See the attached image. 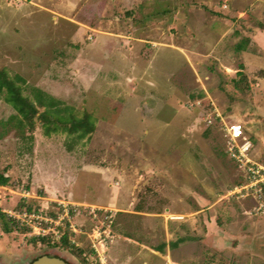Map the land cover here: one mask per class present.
<instances>
[{
	"label": "rangeland",
	"instance_id": "rangeland-1",
	"mask_svg": "<svg viewBox=\"0 0 264 264\" xmlns=\"http://www.w3.org/2000/svg\"><path fill=\"white\" fill-rule=\"evenodd\" d=\"M145 1L0 0V175L7 177L0 210L15 226L0 237L1 252L27 255L26 263L49 253L86 264V213L73 217L83 231L72 234L76 244L68 242L66 224L65 236H37L9 213L57 200L109 205L115 192L125 197L124 207L134 197L143 208L164 213L172 204L179 212V203L163 193L192 206L195 190L197 256L211 264H264V216L253 213L247 199L226 195L241 178L219 128L222 121L243 125L251 156L264 162V74L252 71L239 83L235 72L240 59L248 69L264 68L263 56L239 57L235 48L242 21L264 28L256 17L264 0H153L154 8L170 13L174 6L182 17L162 20L146 19ZM220 3L253 13L211 37L199 27L210 19H198L199 12ZM242 42L257 51L253 40ZM33 88L76 116L90 114L93 131L77 140L44 135L42 109L33 113L24 98L31 99ZM214 111L218 124H206ZM210 217L215 227L208 233ZM155 221L159 233L162 223ZM168 221L169 231L177 223L189 229L185 220Z\"/></svg>",
	"mask_w": 264,
	"mask_h": 264
},
{
	"label": "crops",
	"instance_id": "crops-1",
	"mask_svg": "<svg viewBox=\"0 0 264 264\" xmlns=\"http://www.w3.org/2000/svg\"><path fill=\"white\" fill-rule=\"evenodd\" d=\"M145 6H146V11H147L145 15L146 19H161L162 20V19H165L167 15H170L169 19H182V17L178 15L179 9L177 7L175 8L173 6V9H171L172 11L169 13L168 12L169 8L167 6H166L167 9H162V10L154 8L153 0L151 1L146 0ZM157 12H160V14H157ZM247 12H251V11L245 8H238L236 6H234L233 8L231 7L230 9L228 8L227 3H220V7L210 9L208 10V12L206 10L204 11L202 10L199 12L198 19H210L208 26H206L205 23L203 22L202 24L204 25L201 24L199 25V27L203 29L205 32H208V34L211 37L213 35L221 36L222 34H225L226 32H228V28L232 26L233 22L236 19L246 16ZM236 14H238L237 17H236ZM181 16H184V14ZM258 16H256L258 19H264V12L262 11V14L258 13ZM244 19H248V17H244ZM242 23L244 25L246 24V27H243V26L240 27V31L242 34V35L240 34V37L242 38L240 42L243 41L244 37L246 39L253 40L257 51L253 52L249 50L248 46H245L244 50L241 49L239 51L236 48L237 46H235L236 50L239 52V57H242L244 54H248V55L251 54V56H254V57L256 56L264 57V28L261 29L260 28L261 26L257 24V27L253 28L254 27L253 26L250 29V25H247L246 21L244 22L242 21ZM150 25H152V23ZM221 25H223L225 28H223V26ZM160 44L165 45L164 43H160ZM240 63L241 64L238 65V67L235 69L236 74L237 72H240L239 74L242 73L245 75L255 70H258L257 72H261L262 74H264V68L248 69L241 59H240ZM217 117L221 119L220 115L216 116L215 118L216 121H217ZM216 121H214L213 123L217 125L218 123ZM225 123L229 124V123H238V122H225ZM221 125L219 128L222 132ZM241 126L243 128V133H245L243 125ZM50 134H47V136ZM44 135L46 134L44 133ZM223 149L225 150L224 147ZM250 150H251V142H250V148H249L248 154L251 157V159L258 161V159H255L253 156H251ZM227 158L230 159L228 156ZM231 163L234 169L237 171L238 175L240 176L241 179L239 183H241L243 181V176L241 172L237 169V167L235 166L232 160H231ZM112 184L113 186L114 185L116 186L119 183L115 181L114 183H111V185ZM127 189L128 188H123L122 190H124V192L127 194ZM163 194L164 196L168 197L169 200H173V201L175 200L176 201L175 204L179 203L178 205L180 206L181 210L179 212L172 211V207H171L172 204H166L164 206V211H165L164 213H160L154 210H149L147 206L143 208L141 207L139 203L134 201L136 200L134 199V197L130 198V201H129L130 203L128 205L129 207H124L121 204L124 203L125 197L124 198L121 197V195L117 192L114 193L113 202L109 203V205H102V204L100 205V204H95L89 201L81 202V201L70 200L69 202L74 203V204H87V205L101 207L103 209H106V212L111 215V222L109 224V227H110L113 237L111 241L106 245V247L101 248L97 246L99 250L104 251L103 256L108 264H211L212 261H206V259H203L202 256L200 257V256H197L196 254V233H195L196 231H194L196 229L193 223V221L195 220L194 216L196 214L195 190H192L191 192V196L194 199V203L192 206L191 204L184 203L183 200L180 201L178 198H175L174 193L170 192L169 190H166V192ZM177 200L179 201L177 202ZM245 200L250 204V207H252V205L254 204L253 199L247 197L245 198ZM57 201H60V200H57ZM57 201H55V203L54 202L49 203L48 201L43 205L41 204L40 208L27 207V210L42 208V209H45L49 215H54L56 212H58ZM115 202L116 204H118L119 208H115V207L112 208L111 205L115 204ZM72 212L70 213L71 223H73L74 216L76 218L78 217L77 216L78 214H82V215L84 214V211L81 210V208L79 211H74L75 214H73ZM256 214H258L259 216H264V212L256 213ZM162 215H164V217ZM112 216H113V222H112ZM156 218L160 219V222L162 223L159 233H158L157 227L154 225V222H156L155 221ZM168 218L169 220H171L172 218H178L181 220H185V222L189 225V229H187L188 227H182L181 223L179 224L177 223V221H174L178 224V227L177 229H175V231H169L168 227L166 226V224L169 222ZM89 220H90L89 222L91 223L90 217H89ZM130 222H132V225H131L132 230L129 228L130 225L128 223ZM205 227L208 228V233H211V230L215 227L214 219L210 217V221L209 222L206 221ZM69 232L70 234H68L66 238L69 240L68 242L71 243L70 240H74V238L72 237L73 232L71 231ZM5 233L7 232H4L2 229H0V237H3ZM80 233L78 232L75 234H80ZM86 235L89 238V232L86 233ZM18 244L22 245L25 243H22L21 241H19ZM90 246H91V243L89 241V249L91 251ZM32 259L33 258H31L29 262ZM20 261L21 263H19ZM25 261H27V255L21 256L20 254L19 255L10 254V253L5 254L0 251V264H27L28 262L26 263Z\"/></svg>",
	"mask_w": 264,
	"mask_h": 264
},
{
	"label": "built area",
	"instance_id": "built-area-1",
	"mask_svg": "<svg viewBox=\"0 0 264 264\" xmlns=\"http://www.w3.org/2000/svg\"><path fill=\"white\" fill-rule=\"evenodd\" d=\"M214 111L204 118L206 124H213L216 116L219 114ZM222 132L225 138V152L234 162L237 169L243 176V181L233 186L227 193L230 196L242 198H251L254 204L251 207L253 213L264 212V162L251 159L248 154L250 141L243 133V128L239 123L226 124L222 122ZM58 212L49 215L45 209L19 210L10 212L11 218H16L22 224L31 229V233L37 236H48L58 238L62 236L63 224H66L69 231L73 233H82L81 229H76L70 221V213L81 210L91 219L89 238L91 243V252L83 254L86 264H108L103 256V248L111 241L113 235L109 224L111 215L106 209L101 207L74 204L69 201H57ZM75 243L74 240H70ZM76 244V243H75Z\"/></svg>",
	"mask_w": 264,
	"mask_h": 264
},
{
	"label": "trees",
	"instance_id": "trees-1",
	"mask_svg": "<svg viewBox=\"0 0 264 264\" xmlns=\"http://www.w3.org/2000/svg\"><path fill=\"white\" fill-rule=\"evenodd\" d=\"M236 46L238 50L245 47L243 42L238 43ZM244 78H246L245 75L241 73L239 83H241ZM32 93L31 99L28 96L24 98L26 100H31L32 104L30 108L33 109V113L37 107L42 109L38 113V116L42 120L43 131L46 135L61 132L77 140L89 135L93 131L94 121L90 114L85 112L80 117L76 116L71 107L62 106V102L59 99H56L41 89L33 88ZM18 97L23 98L20 94ZM20 103L24 106L28 105V102L23 99L20 100ZM6 181L7 177L0 175V185H5ZM0 226V228L7 233L15 228L1 210ZM62 236H65V234Z\"/></svg>",
	"mask_w": 264,
	"mask_h": 264
},
{
	"label": "water",
	"instance_id": "water-1",
	"mask_svg": "<svg viewBox=\"0 0 264 264\" xmlns=\"http://www.w3.org/2000/svg\"><path fill=\"white\" fill-rule=\"evenodd\" d=\"M27 264H71V263L59 255L45 253L36 256Z\"/></svg>",
	"mask_w": 264,
	"mask_h": 264
}]
</instances>
